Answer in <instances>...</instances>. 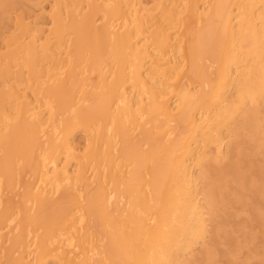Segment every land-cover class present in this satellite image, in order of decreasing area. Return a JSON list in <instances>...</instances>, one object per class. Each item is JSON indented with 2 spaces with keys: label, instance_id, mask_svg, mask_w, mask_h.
Instances as JSON below:
<instances>
[{
  "label": "bare ground",
  "instance_id": "1",
  "mask_svg": "<svg viewBox=\"0 0 264 264\" xmlns=\"http://www.w3.org/2000/svg\"><path fill=\"white\" fill-rule=\"evenodd\" d=\"M35 4L0 0V264H258L264 0H52L43 40Z\"/></svg>",
  "mask_w": 264,
  "mask_h": 264
},
{
  "label": "rangeland",
  "instance_id": "2",
  "mask_svg": "<svg viewBox=\"0 0 264 264\" xmlns=\"http://www.w3.org/2000/svg\"><path fill=\"white\" fill-rule=\"evenodd\" d=\"M35 2H36V4H38V5H40V6H42L43 8L41 9V7H39L38 5H36L35 4V6H37V7H35L33 10H36V12H35V15L36 16H39L40 14H44V16H41V21L43 22V21H45V23L43 22H40L39 23V26H40V24H41V27L40 28H42V27H44V28H42V31H45L46 30V28H48V26H45V25H47L48 23H47V21H48V16H49V14H50V10H51V4H52V0H45V1H47L44 5H43V3H44V1H41V0H34ZM42 2V3H40V2ZM51 2V3H50ZM40 3V4H39ZM47 6V7H46ZM50 6V7H49ZM23 7H26V6H23ZM15 8V7H14ZM40 8V9H39ZM47 8V9H46ZM17 9H18V11H17ZM20 8L19 7H16V10H13L12 12H11V14H13L14 13V11H16V14L19 12L20 13V11L21 12H23V10H19ZM46 9V10H45ZM41 10H42V12H41ZM45 10V11H44ZM38 11V12H37ZM41 12V13H40ZM48 12H49V14H48ZM40 13V14H39ZM39 14V15H38ZM10 17V22L11 23H9V25H11V27H13L12 25H13V23H15V17L13 16V15H11V16H9ZM8 17V18H9ZM40 17V16H39ZM38 17V18H39ZM43 17V18H42ZM12 20V21H11ZM13 22V23H12ZM47 23V24H46ZM39 26H35V27H37V28H39ZM39 28V29H40ZM37 35H39V38H44V37H46L48 34L46 33V31L45 32H42V33H39V34H37ZM43 38H42V40H43ZM41 40V39H40ZM16 57V58H15ZM6 58V57H5ZM1 59V61H0V67L2 68V71H4V72H0V90H3V91H7V88L8 87H10L11 85H14V83H15V79H16V76H18L17 75V64L21 61L20 59H19V56H17V55H15V56H13L12 57V59H10V62H11V65H10V62H8L9 60H8V58H6V59ZM14 58V59H13ZM18 58V59H17ZM5 64V65H4ZM15 64V65H14ZM5 66V67H4ZM0 68V69H1ZM5 69H7V70H5ZM14 71H15V73H14ZM6 73H8V74H6ZM5 74V75H4ZM76 74H77V80L79 81V85H80V87L79 88H77V89H80V90H83V91H88L89 90V88H90V83H91V81H90V79L92 80V78L93 79H95V75H93V73H91V72H89V73H87V74H85L80 68H78L77 70H76ZM7 75V76H6ZM7 77H10L9 79L7 78ZM5 79H6V81H5ZM20 79H24L23 77H21ZM86 79V80H85ZM14 80V81H13ZM7 82V83H6ZM12 83V84H11ZM2 85V86H1ZM7 87V88H6ZM16 86H14V88H15ZM23 87V88H22ZM5 88H6V90H5ZM19 88H20V90H19ZM23 89V90H22ZM18 90L21 92V93H19V91H18V93H19V95H23V94H25L24 92H25V88H24V86H20V87H18ZM15 104L16 103H12L11 105L9 104V106H12V107H10L9 109H11L10 111L12 112H10V111H8L7 110V112H6V114L7 115H10V118L11 117H13V118H15V108H14V106H15ZM84 104H86V102H84ZM8 106V107H9ZM12 108H13V110H12ZM45 110V111H44ZM42 112H43V114H42ZM10 113V114H9ZM12 114H14V115H12ZM38 114L42 117V119H43V121H47L48 120V118H49V111H47L46 109H44V108H42V109H40V110H38ZM45 125H47V123L45 124ZM3 132H5L2 128H0V135L1 134H3ZM71 141L73 142V146L75 147V149H76V151L77 152H79V153H84V152H86L87 151V149L89 148V141H88V137L84 134V133H82V132H78L76 135H74L72 138H71ZM81 141V142H80ZM80 142V143H79ZM86 146V147H85ZM63 158V159H62ZM65 162H66V164H65ZM20 164H22V163H20ZM67 165L68 164V162L65 160V158H64V156H62L61 158H60V160L57 162V165L59 166V167H61L62 165ZM75 164V161H72L71 163H69V165H67V171H68V173H69V175H70V173H71V175H73V174H75V171H76V166L74 165ZM72 165V166H71ZM51 169V168H50ZM93 171H92V170ZM86 171H85V176L88 178V179H90V180H92V178L94 177V174H95V170L93 169V167L92 166H87L86 167V169H85ZM92 173H91V172ZM90 174H89V173ZM9 183H11L12 185H13V187H12V189H15L14 191L16 192H18L20 195L22 194V187L25 185V183H16V182H14V181H7V182H5V186H3V190H2V193L3 194H1V198L3 199V200H6V199H8V197H10L11 196V194L9 193L8 194V197L5 195L6 193L4 192L5 190V188H7L8 186H9ZM3 185V184H2ZM32 187H33V184H30ZM50 186H47V188H46V190H51L50 188H49ZM18 189H20V190H18ZM11 200L13 201V202H17L18 201V198H15V197H13V196H11ZM244 202L246 203V201L244 200ZM244 203V205L243 206H241V208L239 209L240 211H238V214H239V217H238V219L236 218V219H232V220H230V219H228L227 221H224L225 222V224H227V226L229 227V229H231V230H234V231H236L237 229H238V227H240V226H242V225H240L241 224V222H242V224L244 225L245 224V216L244 215H241L242 213H240V212H244V210L246 209V207H245V204ZM8 207H9V209H13V210H16V209H18L17 207L18 206H15V205H8ZM244 207V208H243ZM242 209H244V210H242ZM245 212H246V210H245ZM244 216V217H243ZM243 217V218H242ZM240 220V221H239ZM236 221V222H235ZM227 222V223H226ZM244 222V223H243ZM239 223V224H238ZM236 224H238V225H236ZM233 227V228H232ZM236 228V229H235ZM261 229H264V227H262ZM7 228H5V229H3V231L1 232L2 234H3V237L2 238H0V244L2 245L3 244V246L4 245H6L7 244V239H8V236H7ZM264 232H262L261 234H260V237L261 238H263L262 240V242H264V237H263V234ZM6 241V242H5ZM261 241V240H260ZM259 247V260L262 258V259H264L263 258V256H264V250H261V247L260 246H258ZM1 248V247H0ZM262 252V253H261ZM261 254H263V255H261ZM240 258H242V257H240ZM258 260V264H261V262ZM242 261V260H241Z\"/></svg>",
  "mask_w": 264,
  "mask_h": 264
}]
</instances>
